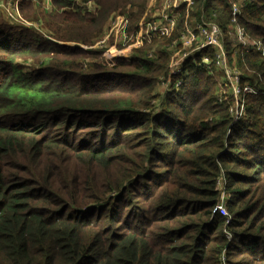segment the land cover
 <instances>
[{"label":"trees","instance_id":"16d2710c","mask_svg":"<svg viewBox=\"0 0 264 264\" xmlns=\"http://www.w3.org/2000/svg\"><path fill=\"white\" fill-rule=\"evenodd\" d=\"M32 1L20 13L52 40L0 16V264H264V95L245 97L234 122L194 62L158 93L181 20L171 39L113 66L99 61L103 45L82 48L113 14L133 25L159 0H51L47 11ZM233 2L195 0L192 17L225 35ZM239 10L264 47V0ZM223 43L264 89V58Z\"/></svg>","mask_w":264,"mask_h":264},{"label":"built area","instance_id":"2783aa9c","mask_svg":"<svg viewBox=\"0 0 264 264\" xmlns=\"http://www.w3.org/2000/svg\"><path fill=\"white\" fill-rule=\"evenodd\" d=\"M21 1L24 0H0V16L4 15L11 23L45 37L47 33L41 28L40 21L26 20L20 13ZM233 1L230 21L225 26V35L217 24L201 22L192 17L195 0H160L157 6L150 4L148 7L147 15L150 19L135 27L131 26L128 11L113 14L107 22L106 35L97 46L103 45V48H106L103 60L113 66L118 58L129 60L128 52L131 49L139 48L154 39H171L177 23L181 20L179 36L168 46L166 74L159 78L156 91L163 94L178 89L189 74L190 62H194L202 66L215 80L218 101L223 97L230 98L229 113L233 121L243 120L246 116L245 97L264 95V89L257 83L252 84L247 76L234 66L233 60L230 61V58L235 59L238 52L232 53L230 57L223 43L224 38L234 37L244 53L260 55L262 58L264 47L259 40L251 38L238 25L239 5L243 2L253 3L255 0ZM32 3L44 11L49 10L51 6V0H33ZM90 7L91 4H88L89 9ZM106 41L110 42L109 46H106ZM156 52L159 50H153L148 56L157 57ZM222 184L223 182L219 180L217 186L222 188ZM225 200L226 197L222 193L217 210L223 217H227ZM220 264H226L223 255Z\"/></svg>","mask_w":264,"mask_h":264},{"label":"rangeland","instance_id":"374dc122","mask_svg":"<svg viewBox=\"0 0 264 264\" xmlns=\"http://www.w3.org/2000/svg\"><path fill=\"white\" fill-rule=\"evenodd\" d=\"M160 1V0H159ZM159 1L158 2H156V1H151L150 2V4H153V6H157V4L159 3ZM127 9V8H126ZM127 10H129V9H127ZM129 14V13H128ZM147 11L145 12V14H144V16L143 17H141L140 19H139V21H137L135 24H131V26L132 27H135V26H138L140 23H142V22H146V21H148L150 18L147 16ZM2 17H4V15H2ZM4 18H6V17H4ZM33 21H38V20H33ZM41 21V20H40ZM130 23H131V20H130ZM41 28H43L45 31H46V35H45V37L47 38V39H50V40H52L49 36V31H48V29H46V27H45V25H44V23L41 21ZM106 25L107 24H105V26H104V31H103V36H102V39L104 38V36L106 35V31H107V29H108V26L106 27ZM101 39V40H102ZM54 40V39H53ZM55 41V40H54ZM67 43H72V44H75V42H67ZM97 43L98 42H96V44H94L92 47L91 46H86V45H81L82 46V48L84 49V50H86V49H103V48H101V47H98L97 46ZM106 43V46H109L110 45V42L109 41H106L105 42ZM152 43V41L150 42V43H145L143 46H141V47H139V48H134V49H131L129 52H128V54H129V56L130 55H132L133 54V51L134 50H137V49H140V48H142V47H144L145 45H147V44H151ZM71 45V44H70ZM158 48L159 47H157V46H155V47H153L152 48V50L151 51H149V53H151L153 50H158ZM148 53V54H149ZM158 53L159 52H156V54L158 55ZM103 54V53H102ZM87 59H89V60H86L87 62H91V61H95V59H90V58H87ZM99 61L101 62V61H103V63H104V60H103V55L101 56V58L99 59ZM159 93V92H158Z\"/></svg>","mask_w":264,"mask_h":264},{"label":"crops","instance_id":"0c3cea01","mask_svg":"<svg viewBox=\"0 0 264 264\" xmlns=\"http://www.w3.org/2000/svg\"><path fill=\"white\" fill-rule=\"evenodd\" d=\"M49 10H50V8H49Z\"/></svg>","mask_w":264,"mask_h":264}]
</instances>
